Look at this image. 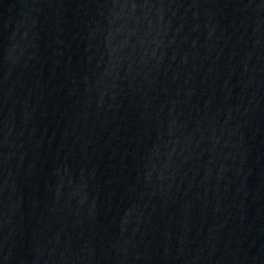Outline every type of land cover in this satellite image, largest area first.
<instances>
[{
  "label": "water",
  "instance_id": "water-1",
  "mask_svg": "<svg viewBox=\"0 0 264 264\" xmlns=\"http://www.w3.org/2000/svg\"><path fill=\"white\" fill-rule=\"evenodd\" d=\"M0 264H264V0H0Z\"/></svg>",
  "mask_w": 264,
  "mask_h": 264
}]
</instances>
